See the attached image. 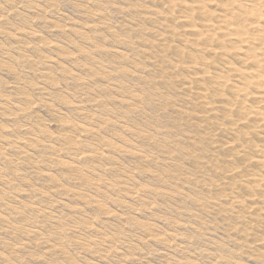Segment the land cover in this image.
I'll return each instance as SVG.
<instances>
[{"label": "rangeland", "instance_id": "374dc122", "mask_svg": "<svg viewBox=\"0 0 264 264\" xmlns=\"http://www.w3.org/2000/svg\"><path fill=\"white\" fill-rule=\"evenodd\" d=\"M0 264H264V0H0Z\"/></svg>", "mask_w": 264, "mask_h": 264}]
</instances>
